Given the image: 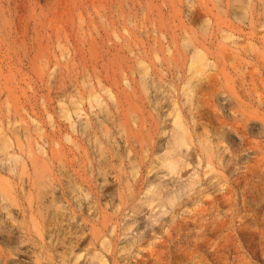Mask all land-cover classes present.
Returning a JSON list of instances; mask_svg holds the SVG:
<instances>
[{"label":"rangeland","instance_id":"rangeland-1","mask_svg":"<svg viewBox=\"0 0 264 264\" xmlns=\"http://www.w3.org/2000/svg\"><path fill=\"white\" fill-rule=\"evenodd\" d=\"M17 2L18 14L5 8L0 23V264L24 250L34 259L29 264L64 256L72 264L77 252L82 261L76 264H84L93 250L104 252L108 264H149L155 256L148 251L161 248L172 225L218 204L222 211L207 216L232 221L236 261L264 264V0ZM195 48L213 64L201 75L186 63ZM143 61L152 79L143 92L146 107L157 126L168 130V100L174 99L195 137L183 177L164 182L191 181L189 191L149 226L132 222L131 212L117 204L107 154L80 129L81 118H94L99 109L88 94L108 102L104 87L117 93L139 83ZM189 78L190 104L182 95ZM74 137L85 145V159ZM197 139L211 147L210 167ZM163 141L159 135L157 148ZM133 236L142 238L134 244L142 245L138 256L136 247L131 254L121 250ZM161 255L154 264L163 263Z\"/></svg>","mask_w":264,"mask_h":264},{"label":"bare ground","instance_id":"bare-ground-1","mask_svg":"<svg viewBox=\"0 0 264 264\" xmlns=\"http://www.w3.org/2000/svg\"><path fill=\"white\" fill-rule=\"evenodd\" d=\"M6 2L7 6L0 0V23L5 20V8L15 15L18 14L20 8L17 0H6ZM188 61L189 71L194 75H201L206 68L213 66L209 59H207V56L201 50H196V48L188 57L186 63ZM140 64L141 67H138L141 68L140 70L138 69L141 77L139 83L135 81L134 84L128 86V90L117 91V93H113L109 88L104 87L108 102H103L94 93L88 94L90 98L89 102L94 100L99 106V109L98 112L94 113V118H90L89 116L88 118H81L80 129L86 135L93 136V141H97L101 151L107 154L106 159L110 173L113 174L117 182V204L121 205L124 210L131 212L129 218L132 222L143 220L149 226L150 224L152 225L156 213L166 212L162 211L163 207L167 205L171 206L183 194H187L189 191L192 184L191 181H188L187 184L183 180L182 182L171 185H164V182L165 177L168 176L169 179L173 177L172 180L183 177V168L189 165L187 157L191 154L188 148H191L193 145L195 137L192 135L190 124L184 120L179 110L180 106L174 99L168 100L170 103L168 115H171L168 130L165 127L160 129L157 126L156 116L146 107L147 96L144 94L148 92L147 82L152 80L149 72L151 68L144 61L140 62ZM106 67L107 69L105 71H108L109 68L108 66ZM93 72H95V69H93ZM190 80L191 78L186 81V86L182 89L184 103L188 104H190L193 96L194 87ZM139 84L143 85V90L139 88ZM240 108L241 105L238 103L236 111H239ZM80 109L78 103L73 104V112L76 115H80ZM236 118L237 116L233 115V122H239L241 120V124L243 123L244 127V120L242 118ZM74 123L75 121L70 122L72 130L75 131ZM238 125L237 129L240 127V124ZM166 133L167 135H165ZM159 135L164 136V141L161 147L157 148L156 142ZM197 143L203 151L207 166L210 167L213 163L210 145L202 139H197ZM72 144L77 150H82L81 154H83L85 159V145L77 142L75 137ZM161 151L163 152L161 153ZM175 174L176 176L174 177L173 175ZM82 180L89 182L84 178ZM187 186L190 187L187 189ZM140 195H144V197L140 198ZM137 201H140V203ZM182 206L185 205L183 204ZM155 208H157V211L153 212ZM222 209L223 207L219 204L211 209H202L201 212H205L202 216L190 218L186 222H178L172 225L173 235L167 236L161 248H151L148 251V255L155 256L153 259L150 257L152 262L149 264H154L156 256L161 253L163 254L161 255L163 257L162 264H240L239 260L236 261L238 256L235 254L233 234L230 230L232 221L230 222L227 219H209L210 216H207L208 210L222 211ZM184 211H186V207ZM233 223L235 229L240 232L243 222L238 220ZM129 227L127 226L126 229H129ZM65 233V236L69 239V233ZM131 238H134V240L129 241L127 246H123L121 250L131 254L134 251L132 247H136L135 254L138 256L143 248L140 249L142 246L140 242L136 246L134 244L142 238H138L137 236ZM96 239L101 241L102 238L96 236ZM100 243L104 251L108 252L109 245L103 239ZM155 247H159V245L155 244ZM96 251H86L87 254H85L87 256L84 254L85 256L82 257L84 264H90L92 262L93 264H108L107 256H104L105 253L97 254ZM81 256L82 252H77L72 255V264H76ZM68 258L69 256H64L59 262H55L52 257H48L46 262L38 264H69ZM114 258L116 259L117 257ZM115 259L114 261H116ZM33 260L27 250L16 251L7 258L8 264H29ZM156 262L159 261L157 260ZM113 264L116 263L114 262ZM142 264L148 263L146 261Z\"/></svg>","mask_w":264,"mask_h":264}]
</instances>
